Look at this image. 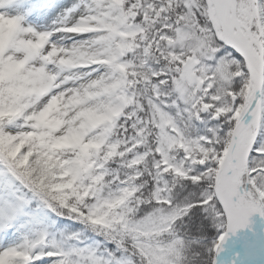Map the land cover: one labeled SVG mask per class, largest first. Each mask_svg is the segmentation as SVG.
Returning a JSON list of instances; mask_svg holds the SVG:
<instances>
[{"label": "clouds", "instance_id": "clouds-1", "mask_svg": "<svg viewBox=\"0 0 264 264\" xmlns=\"http://www.w3.org/2000/svg\"><path fill=\"white\" fill-rule=\"evenodd\" d=\"M14 3L0 0V169L80 229L55 248L41 235L18 238L0 249L6 264H36L46 249L58 253L53 264H99L98 244L114 245L126 264H190L191 241L177 226L188 198L150 187L161 177L156 152L183 168V181L207 184L190 193L205 219L215 222L221 197L264 211V142L256 149L260 132L245 127L260 71L216 56L207 0H74L55 24ZM208 112L231 123V135L201 121ZM224 139L223 166L191 175L217 160L213 145ZM77 236L84 247L69 249Z\"/></svg>", "mask_w": 264, "mask_h": 264}, {"label": "snow or ice", "instance_id": "snow-or-ice-1", "mask_svg": "<svg viewBox=\"0 0 264 264\" xmlns=\"http://www.w3.org/2000/svg\"><path fill=\"white\" fill-rule=\"evenodd\" d=\"M209 10H215L218 20V28L228 38L238 41L242 44L249 45V50L246 55L249 58L250 65H255L260 73H264V0H207ZM191 7V3H188ZM31 11L38 13L37 18L46 20L54 13H62L69 8V0H32ZM199 15V13H197ZM242 20L244 26L237 29V20ZM258 21V23H257ZM201 19V23H203ZM211 26V25H209ZM216 28V31L218 30ZM216 43L220 46L217 52V57H226L228 60L237 62L241 65L246 64L245 55H242L236 47L231 46L225 39L218 36ZM248 68H245L247 74ZM236 89L241 88V82H235ZM257 99L264 106V88L257 95ZM205 103H209L206 98ZM241 100L236 99L235 105H240ZM201 121L206 119L211 120V126H220L219 137H227L231 135V123H226L224 118L211 119V113H201ZM234 123V122H233ZM198 127L204 129V123L198 124ZM261 142H264V128L260 130V137L256 144V149L261 147ZM219 160L201 163L193 167L191 175H197L207 172L209 169L216 168L217 163L222 165L224 161L220 159V154L227 155L228 141L226 139L218 141L213 145ZM256 150H253V155ZM185 153L181 152L178 161H182ZM159 159V157H157ZM191 161L185 162L187 167ZM156 185L162 187L167 185V190H170V195L175 197L177 201L188 198L190 207L187 208V215L183 216L182 221L178 223V227L182 232L188 234L191 241L189 251L190 264H202L204 257L203 244L196 243L201 236L210 234V224L212 221L205 219L207 215L200 206L201 201L190 197V193L196 192L197 195L207 187V184L202 182L198 185H193L190 181H183L166 174L162 177H157L152 180L150 187ZM202 200V198H201ZM218 210V217L215 223L226 229L224 235L219 237V241L215 245V251L219 255V251L228 235L234 234L238 229L249 227L251 217L259 215L264 220V211H258L257 208L231 207L226 199L221 197L215 200ZM41 207L34 208L33 200L28 196L22 186L15 178L6 170L0 169V232L4 243L15 240L21 232L29 231L37 226V221L43 220L41 215ZM147 207L144 211H148ZM46 237L45 233L40 234ZM95 240V238H93ZM46 242V239H45ZM82 243V242H81ZM109 244H98L96 255L102 259L99 264H126V257L121 250L109 248ZM112 245V244H111ZM84 247V246H83ZM55 248V245H53ZM82 248V247H81ZM106 249V250H105ZM119 254V255H118ZM7 255V253H5ZM48 257L50 259H42ZM58 253L53 250L46 249L41 258L42 264H53V261L58 259ZM215 264V261L213 262Z\"/></svg>", "mask_w": 264, "mask_h": 264}, {"label": "trees", "instance_id": "trees-1", "mask_svg": "<svg viewBox=\"0 0 264 264\" xmlns=\"http://www.w3.org/2000/svg\"><path fill=\"white\" fill-rule=\"evenodd\" d=\"M184 6L189 7L188 4H185ZM207 14L209 16V19H211L213 25L216 28H218L216 19H215L214 14H213V11L209 10ZM257 23H258V21H257ZM164 27H165V30H167V25H165ZM218 32H219V30H217V35L220 36V38H221V35ZM161 78H163V77H161ZM263 78H264V73H263ZM262 88H264V80H263V87ZM261 128H264V106H262V105H261V115H260V124H259L258 132H260ZM178 133H179L178 129L173 130V135H176ZM154 154L156 155V159H157V157H159V159H157V160L160 161V164L156 165V168L160 171L161 177L163 175H166L169 172H171L172 176L174 178H178L181 180L188 178L187 174L185 173L183 168L177 167L176 165H173V164H170L169 161L164 158L163 153L156 152ZM217 159L219 160V157H217ZM33 207L37 208V207H39V205L36 204L35 202H33ZM42 212L48 213L44 209H41V213ZM48 214L50 215V217L46 220L47 230L49 233H54L56 235L57 239L58 238L60 239L61 237L66 236L67 234L73 235V233H76L80 229L79 224H75V223H72L71 221H67L64 219L55 218L50 213H48ZM177 223H179V221ZM261 223H262V229H263V234H264V220L261 219ZM225 231H226L225 228L216 224L215 222H212L210 224V234L206 235V236H201L199 238V240L196 241V243L203 244V247H204V257H203L202 264H213L214 246L216 244L218 237L220 235L224 234ZM82 240H83V237H81V236H77L76 239H70L71 242L82 241ZM108 247L113 248L114 245L109 244Z\"/></svg>", "mask_w": 264, "mask_h": 264}, {"label": "rangeland", "instance_id": "rangeland-1", "mask_svg": "<svg viewBox=\"0 0 264 264\" xmlns=\"http://www.w3.org/2000/svg\"><path fill=\"white\" fill-rule=\"evenodd\" d=\"M31 3H32V0H15L14 6L17 9H19L24 15H31L33 13L31 11V7H30ZM73 3H74V0H69V7ZM58 13H54V14L50 15L46 20H42V21L45 22V23L49 22L51 24L58 23L59 19H60V16H58ZM213 14H214V12H213ZM33 18L36 19L37 16H34ZM246 48L249 50L248 46ZM251 103H252V100H251L249 106L251 105ZM249 106H248V108H249ZM248 108H247V110H248ZM258 122H259V120H257V123ZM247 142H248L247 136H245L244 139L243 138L241 139V143H247ZM41 215L43 217V220L37 221V226L36 227L30 229L29 231L21 232L18 235V237L15 240L11 241V242L4 243V241L2 239V232H0V249H2L3 247L8 246L12 242H17L18 238L23 239L24 236L36 237V236H39L41 233H45L46 237H47L46 242H45L46 248H51L53 245H56L57 243H62L65 238H69V237L72 236L71 234H67L64 237H61L60 239L59 238L57 239L56 235L48 234L47 226H46V220L50 217V215L48 213H45V212L44 213L42 212ZM247 230L250 231V234L254 237L255 249L257 250V253H258L257 264H264V240H263V231H262L261 217H259V215H254L253 217H251V222H250L249 227H247ZM85 243H90L91 244L92 242L91 241H86ZM83 246H84V243H81V241H73V242H71L70 239H69V244H68L69 249L77 248V247H83ZM225 249H226V245L223 243V245L221 246V249L219 251V254H221ZM246 255L248 257V253L247 252H246ZM214 256L215 257L219 256V255H217V252L215 250H214ZM29 259H32V258L30 257ZM42 259H50V258L43 257ZM92 259L100 261L102 258L98 257L96 255V253H95V255L92 257ZM249 263L250 264H254V261L249 258ZM0 264H6L4 255H0ZM36 264H42V260L36 261ZM232 264H234L233 261H232Z\"/></svg>", "mask_w": 264, "mask_h": 264}, {"label": "water", "instance_id": "water-1", "mask_svg": "<svg viewBox=\"0 0 264 264\" xmlns=\"http://www.w3.org/2000/svg\"><path fill=\"white\" fill-rule=\"evenodd\" d=\"M214 13H215L216 20H217V14H216L215 10H214ZM217 22H218V20H217ZM222 35H223V39H225L227 43H229L233 47H236L237 50L240 51L242 55H245L246 63L249 64V67H251L249 58L246 55V52L248 51V49L246 48L247 45L241 44L238 41H234L233 39L228 38L224 33H222ZM258 79L261 82L259 87L262 89L263 80H264L263 73L258 74ZM258 92L259 91L255 92V94H254L255 98L252 99V103L245 113V116H246L245 126L248 123V121L254 116H256V118L259 120V116H260V112H261V102L257 99ZM257 128H258V126H257ZM257 128H256V131H257ZM225 157H227V155H225ZM221 166H223V164ZM244 229H246V228H244ZM225 250L230 251L235 264H244L241 253L237 249V231L234 234L230 233L228 235V237L226 239V249Z\"/></svg>", "mask_w": 264, "mask_h": 264}, {"label": "bare ground", "instance_id": "bare-ground-1", "mask_svg": "<svg viewBox=\"0 0 264 264\" xmlns=\"http://www.w3.org/2000/svg\"><path fill=\"white\" fill-rule=\"evenodd\" d=\"M247 46L248 48L250 47L249 45ZM250 124L256 128L257 126L256 116L252 117L248 121L245 127H247ZM242 138L244 139L245 136H241V139ZM237 249L241 253L244 264H250L249 258L254 261V264H257L255 262L258 260L257 259L258 253L257 250L255 249L254 237L250 234V231H248L247 229L242 228L237 230ZM246 252L248 253V257L246 255ZM231 260H233V257L230 251L224 250L221 254H219V256H217L216 264H229Z\"/></svg>", "mask_w": 264, "mask_h": 264}]
</instances>
